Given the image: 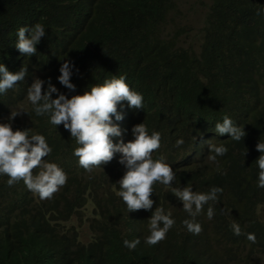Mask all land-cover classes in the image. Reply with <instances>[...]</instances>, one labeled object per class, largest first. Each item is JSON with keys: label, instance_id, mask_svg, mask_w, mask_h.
<instances>
[{"label": "trees", "instance_id": "trees-1", "mask_svg": "<svg viewBox=\"0 0 264 264\" xmlns=\"http://www.w3.org/2000/svg\"><path fill=\"white\" fill-rule=\"evenodd\" d=\"M180 1L0 0V63L10 72L27 68L24 81L0 93V123L23 104V113L11 121L13 130L43 135L52 148L45 159L68 176L52 199L41 200L23 181L10 187L0 174V264H264V188L257 186L255 163L261 153H255L252 141L253 131L264 129V20H256L264 17V11L257 15L264 0H188L185 9ZM199 5L205 7L196 31L199 47H179L180 38L192 35L194 22L176 19ZM36 23L44 25L46 35L36 55L24 56L15 47L17 32ZM65 60L75 66V93L57 79ZM113 75L125 76L130 89L143 96V109H130L127 102L119 106L131 111V128L144 122L149 132L161 133L156 154L164 155L176 173L173 186L205 193L223 189L218 202L204 205L196 217L200 234L187 230L182 222L191 217L159 182L153 185L152 210L129 212L117 195V182L83 169L70 133L52 125L47 114L37 116L26 100L34 78H51L70 98ZM46 88L47 83L42 91ZM225 115L244 126L246 136L240 141L218 136L213 143L228 151L213 162L207 144L195 143L194 137L214 130V121ZM131 128L125 131L128 141ZM178 139L184 140L180 147ZM196 157L200 163L186 160ZM118 161L114 154L106 167L110 173L116 174ZM89 204L92 210L84 215ZM156 207L170 210L175 224L165 239L149 246L148 219ZM74 217L80 227L68 224ZM233 222L242 235L233 233ZM248 233L255 234V243ZM125 239L140 243L130 250Z\"/></svg>", "mask_w": 264, "mask_h": 264}, {"label": "clouds", "instance_id": "clouds-1", "mask_svg": "<svg viewBox=\"0 0 264 264\" xmlns=\"http://www.w3.org/2000/svg\"><path fill=\"white\" fill-rule=\"evenodd\" d=\"M197 8L198 11L192 10L188 14H195L201 26L205 7L199 5ZM261 11L264 9L258 10L257 15ZM256 20L262 21L264 17H257ZM26 33L29 35L26 36ZM45 35V27L41 23H36L30 28L20 27L15 47L24 56H34L37 53L36 45ZM195 47H199V38L195 40ZM74 67L72 61L65 60L59 68L60 75L57 77L59 83L72 93L76 92V85L71 82ZM26 75L25 67L17 72H10L0 63V93H5L18 82L24 81ZM125 81V76L113 75L110 79H105L103 84L89 85L90 90H84L83 94H74L69 98L52 84L51 78L47 81L34 78L27 89L26 100L32 105L37 116L47 114L52 125H59L70 133L71 138L78 145L74 148L73 155L78 157V163L83 169L88 172L92 169L98 170L107 176L110 183L117 182L120 188L119 191L117 190V195L122 198L129 212L138 216L141 210H152L154 201L150 197L153 194L154 183L159 182L182 202L183 211L191 217L184 219L182 223L190 233L198 235L202 231V225L196 222V217L202 213L204 205L209 204L210 201L218 202L217 194L222 193L223 189L212 187L205 193L193 191L191 186H173L176 173L166 162L164 155L158 157L156 154L161 146V133L149 132L144 122L131 128V111L119 106L127 102L130 109H143V96L131 90ZM45 83L47 88L42 91ZM54 93L55 98H53ZM261 97L264 98V89ZM22 105L20 104V107ZM23 109L25 106L21 111L19 110L20 114L23 113ZM19 113L12 112L7 123H0V174L8 177L7 184L10 187L23 181L27 189L39 199H52L53 195L66 184L68 176L56 163L45 159L52 152V148L43 135L30 134L31 129L13 130L11 121ZM214 123V130L199 131V135H195L194 140L195 143L207 144L210 153L208 159L216 162L218 156H224L228 151L224 144L213 143L218 136L228 135L232 140L240 141L244 139L246 132L244 126L236 125L227 115L222 121L217 119ZM129 128L133 139L128 141L125 131ZM255 132L253 131L252 134L253 150L255 153H261L255 160L259 169L257 186L264 188V129L260 130V133ZM183 143V139H178L175 146L180 147ZM114 154L119 160L116 174L110 173L106 168L109 167L108 163L113 160ZM186 160L200 163L199 157L186 158ZM34 169H38L35 174ZM213 216L214 208L209 206L207 218L211 220ZM174 224L175 220L170 210L166 212L163 207H156L148 219L149 235L145 237V243L149 246L158 244L165 239ZM76 227H80V220L79 226ZM231 228L235 235H242L238 223L233 222ZM246 238L252 243L256 242L254 233H248ZM123 243L125 247L133 250L140 240L125 239Z\"/></svg>", "mask_w": 264, "mask_h": 264}, {"label": "rangeland", "instance_id": "rangeland-1", "mask_svg": "<svg viewBox=\"0 0 264 264\" xmlns=\"http://www.w3.org/2000/svg\"><path fill=\"white\" fill-rule=\"evenodd\" d=\"M187 2L188 0H181L180 1V8L181 9H185L187 8ZM188 17H186L185 15H183L181 17V15L176 19V22L178 23H188L192 21H195L192 25H193V32L192 35L189 37H182L178 40L179 42V47H183V48H190L192 49L195 46V40H197V35H196V31L198 30V25H199V20L197 19V16L195 14H187ZM181 17V18H180ZM22 107H24L23 105L21 106V109H19L20 111L22 110ZM92 210L91 205L89 204L85 210L86 214H89ZM70 223H73L75 226H79V220L78 219H73ZM68 223V224H70Z\"/></svg>", "mask_w": 264, "mask_h": 264}, {"label": "bare ground", "instance_id": "bare-ground-1", "mask_svg": "<svg viewBox=\"0 0 264 264\" xmlns=\"http://www.w3.org/2000/svg\"><path fill=\"white\" fill-rule=\"evenodd\" d=\"M178 20V19H177ZM177 24V23H176ZM180 25V24H179ZM177 27H178V25H177ZM172 35V34H171ZM43 50V49H42Z\"/></svg>", "mask_w": 264, "mask_h": 264}]
</instances>
